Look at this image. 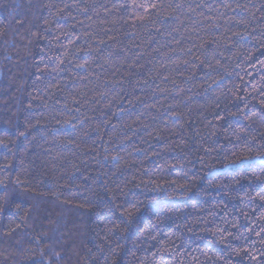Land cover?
<instances>
[{"label": "trees", "instance_id": "trees-1", "mask_svg": "<svg viewBox=\"0 0 264 264\" xmlns=\"http://www.w3.org/2000/svg\"><path fill=\"white\" fill-rule=\"evenodd\" d=\"M0 264H264V0H0Z\"/></svg>", "mask_w": 264, "mask_h": 264}]
</instances>
